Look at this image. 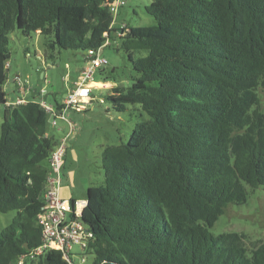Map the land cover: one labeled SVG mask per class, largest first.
<instances>
[{
  "label": "trees",
  "instance_id": "obj_1",
  "mask_svg": "<svg viewBox=\"0 0 264 264\" xmlns=\"http://www.w3.org/2000/svg\"><path fill=\"white\" fill-rule=\"evenodd\" d=\"M113 1L0 0V213L15 212L0 231V264L42 243L37 215L58 143L37 99L7 101L9 35L38 33L85 58L110 37ZM145 11L154 24H126L119 37L138 77L107 100L148 119L101 152L103 183L87 188L79 216L93 234L88 252L94 264H264V243L249 251L244 234L209 231L228 205L247 202L246 187L264 186V0H152ZM24 264L67 263L47 250Z\"/></svg>",
  "mask_w": 264,
  "mask_h": 264
},
{
  "label": "rangeland",
  "instance_id": "obj_2",
  "mask_svg": "<svg viewBox=\"0 0 264 264\" xmlns=\"http://www.w3.org/2000/svg\"><path fill=\"white\" fill-rule=\"evenodd\" d=\"M151 1L125 0L113 15L114 23L121 20L120 24L125 23L129 27L152 26L154 21L145 11V7ZM45 40L38 33L24 36L15 31L9 35L10 58L6 65L7 80L3 86L9 104L20 98H43L55 107L56 104L62 105L63 96L70 94L74 89L86 63L84 54L81 51L48 47L50 43L45 45ZM109 42L110 45L100 51L107 64L98 69L93 77L94 82L109 85H106V88L102 87L103 84L100 86L94 84L90 98L84 102V110H76L74 107L64 112L66 120L72 124V131L67 136L66 157L61 164V196L62 193L73 192L76 197H85L89 186L101 185L104 179L101 167L103 148L126 143L131 133L136 130V125L148 119V115L137 104L127 105L126 110L119 113L107 100L112 86H118L125 92L138 77L127 55L119 49L120 38L116 33L110 35ZM144 55V52L135 53L134 57ZM18 83L21 86H18ZM258 93L260 109L264 113V89ZM52 119V116L48 115L49 133H55L54 126L51 125ZM2 122L1 106L0 125ZM55 122V129L65 131L62 133L65 137L69 132L68 124L59 117H55ZM57 136L55 133V137ZM246 188L247 202L242 205H228L209 231L213 235L224 232L242 233L246 236L245 245L250 251L256 243H264V186L256 189ZM14 216L13 211L0 213V231L11 223ZM80 253L85 252L74 246L72 250L74 264H80ZM91 262L92 256L89 255L84 264Z\"/></svg>",
  "mask_w": 264,
  "mask_h": 264
},
{
  "label": "built area",
  "instance_id": "obj_3",
  "mask_svg": "<svg viewBox=\"0 0 264 264\" xmlns=\"http://www.w3.org/2000/svg\"><path fill=\"white\" fill-rule=\"evenodd\" d=\"M124 3L125 0H114L109 4L111 14L114 15ZM126 31L127 25L122 23L119 29L116 30V36L121 37ZM109 45V37H107L102 46L95 51L90 50L86 53V63L80 72V77L77 79L72 92L65 95L59 110H56L53 105L48 104L43 98L37 100L45 112L52 116L51 124L54 126L56 124L55 117H59L67 122L69 132L53 147L48 159L49 172L42 196L43 206L37 215V224L40 226L42 233V243L36 249L31 250L28 255L20 257L16 264H24L27 257L34 258L47 250L60 251L67 264H74L72 261L74 246L80 247L85 252L80 253V264L86 263V258L89 255L92 256L91 264H94V257L88 252V244L91 242L93 234L80 221L75 210L71 209L70 202L60 196L61 163L67 150V136L72 131V124L66 120L64 112L74 107L76 110L85 109L84 102L88 101L94 89L93 77L98 69L107 64V60L100 55V51ZM17 85L21 86L20 83ZM103 85L102 87L107 88L106 84ZM25 102L26 98H20L12 104Z\"/></svg>",
  "mask_w": 264,
  "mask_h": 264
},
{
  "label": "crops",
  "instance_id": "obj_4",
  "mask_svg": "<svg viewBox=\"0 0 264 264\" xmlns=\"http://www.w3.org/2000/svg\"><path fill=\"white\" fill-rule=\"evenodd\" d=\"M121 20H118V21H116L115 23H114V20H113V24H112V26H111V29H112V32L110 33V35H115V33H116V30H118L117 29V27L119 28V26H120V22ZM116 24V25H115ZM94 84L95 85H102L103 83H100V82H94ZM93 84V85H94ZM106 85H109V84H107V83H105ZM112 87H114V86H112ZM63 97H65V95L63 96ZM38 100V99H37ZM51 105V104H50ZM64 121V120H63ZM66 122V121H65ZM67 123V122H66ZM52 125V124H51ZM55 126L56 125H54V127H53V129H54V131H55V133L56 134H58V136L57 137H55V133H49V132H47V135L49 136V137H51L52 138V141L54 142V143H57V142H59V140H61V138H63L64 137V135L65 134H63L62 135V133L63 132H65V131H63V130H60V129H55ZM63 129H65V128H63ZM68 133V132H67ZM66 152H67V150H66ZM65 157H66V153H65V155H64V157H63V161H62V163H64V160H65ZM61 163V164H62ZM72 178V177H71ZM70 178V179H71ZM61 194V193H60ZM61 196V195H60ZM62 199H65V200H68L69 202H71V201H74L75 202V205H74V209H75V212H76V214L78 215V216H80L81 215V213H82V211H83V209H84V207L86 206V203H87V201H86V195H85V197H82V196H79V197H76L75 195H74V193L73 192H70V193H62Z\"/></svg>",
  "mask_w": 264,
  "mask_h": 264
},
{
  "label": "water",
  "instance_id": "obj_5",
  "mask_svg": "<svg viewBox=\"0 0 264 264\" xmlns=\"http://www.w3.org/2000/svg\"><path fill=\"white\" fill-rule=\"evenodd\" d=\"M43 187H44V185H43Z\"/></svg>",
  "mask_w": 264,
  "mask_h": 264
},
{
  "label": "bare ground",
  "instance_id": "obj_6",
  "mask_svg": "<svg viewBox=\"0 0 264 264\" xmlns=\"http://www.w3.org/2000/svg\"><path fill=\"white\" fill-rule=\"evenodd\" d=\"M96 86V85H95Z\"/></svg>",
  "mask_w": 264,
  "mask_h": 264
}]
</instances>
